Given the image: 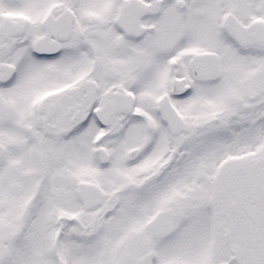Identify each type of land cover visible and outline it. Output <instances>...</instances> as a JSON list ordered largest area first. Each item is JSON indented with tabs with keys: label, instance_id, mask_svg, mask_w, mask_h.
Returning <instances> with one entry per match:
<instances>
[{
	"label": "snow or ice",
	"instance_id": "obj_1",
	"mask_svg": "<svg viewBox=\"0 0 264 264\" xmlns=\"http://www.w3.org/2000/svg\"><path fill=\"white\" fill-rule=\"evenodd\" d=\"M0 264H264V0H0Z\"/></svg>",
	"mask_w": 264,
	"mask_h": 264
}]
</instances>
